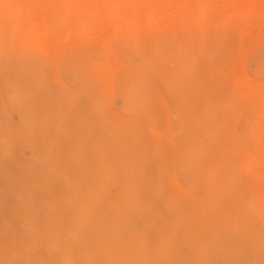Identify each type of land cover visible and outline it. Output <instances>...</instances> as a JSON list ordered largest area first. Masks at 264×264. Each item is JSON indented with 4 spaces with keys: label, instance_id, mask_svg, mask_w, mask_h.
Segmentation results:
<instances>
[{
    "label": "rangeland",
    "instance_id": "obj_1",
    "mask_svg": "<svg viewBox=\"0 0 264 264\" xmlns=\"http://www.w3.org/2000/svg\"><path fill=\"white\" fill-rule=\"evenodd\" d=\"M49 1L0 0V264H264V0Z\"/></svg>",
    "mask_w": 264,
    "mask_h": 264
},
{
    "label": "bare ground",
    "instance_id": "obj_2",
    "mask_svg": "<svg viewBox=\"0 0 264 264\" xmlns=\"http://www.w3.org/2000/svg\"><path fill=\"white\" fill-rule=\"evenodd\" d=\"M75 1H79V0H75ZM102 1V2H101ZM100 2H101V5H100V2H98V4L97 5H100V6H98L99 8H101V6H102V4H103V6L105 7L104 9H101L102 11H100L99 9H96L97 11H93V10H91L90 12H88L87 14H86V16H85V18L88 20L86 23H84V25L86 26V31H91L92 30V28L93 27H90V26H92V24H94V25H96V26H101L102 24H103V22H104V24L103 25H106L105 24V21L106 20H110V19H113L112 21H116V23H118L117 25H119V24H122V22L123 21H125V22H123V23H128V25L130 24H134L136 21H141L139 18H138V16H137V13H139V11H140V9H138L139 7H137L138 5H137V3L135 2V1H131V0H125V1H122L121 2V0H118V1H116V2H114L113 0H101ZM173 3H176L177 5L178 4H180V5H182L183 6V4H185L186 3V1L184 2V1H176V0H171ZM148 2H150V3H152L151 2V0L150 1H148ZM156 2V1H155ZM59 3V1H57V0H51V1H49V4H51L52 6L53 5H57ZM113 3H115V5H117V6H120V7H122V6H133L132 7V11H133V8H134V6L135 7H137L136 8V10L135 11H137V10H139L137 13H135L136 15H131L130 17L131 18H129L128 16V18H123L122 16H124V15H119L118 14V11L116 10V6H114L113 5ZM147 3V2H146ZM146 3H143V5L144 4H146ZM173 3H171V4H173ZM113 5V6H112ZM153 5V7L152 8H154V5H156L155 6V8H156V10H157V8H158V10H160V8L159 7H161V6H159L158 7V4L157 3H153L152 4ZM151 5V6H152ZM159 5H161V4H159ZM175 5V4H174ZM179 5V6H180ZM150 6V5H149ZM113 7H115V10L113 9L112 10V8ZM124 7V8H125ZM141 7V6H140ZM148 7V6H147ZM162 7H163V5H162ZM164 7H166V6H164ZM163 7V8H164ZM107 8V9H106ZM123 8V7H122ZM127 8V7H126ZM155 8L153 9V11L155 10ZM93 9V8H92ZM106 9V10H105ZM99 10V11H98ZM158 10H157V12H158ZM202 7L201 8H199V10H198V13H201L202 12ZM113 11L114 12H117L116 14L115 13H113ZM155 12V11H154ZM74 21H75V19H73ZM76 20H78V19H76ZM105 20V21H104ZM79 21V20H78ZM78 21H76V24H77V22ZM127 21V22H126ZM121 22V23H120ZM74 23V22H73ZM79 23V22H78ZM103 27V26H102ZM101 28V27H100ZM94 29V28H93ZM99 30H104V29H99ZM72 31V30H71ZM70 31V32H71ZM85 31V32H86ZM73 32V31H72ZM71 32V33H72ZM264 236V235H263ZM263 236H262V238H263ZM260 238V237H259ZM260 241V244H261V240H259Z\"/></svg>",
    "mask_w": 264,
    "mask_h": 264
}]
</instances>
